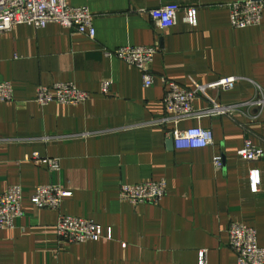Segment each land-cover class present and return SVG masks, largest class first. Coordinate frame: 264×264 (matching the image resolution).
Masks as SVG:
<instances>
[{
    "label": "crops",
    "instance_id": "crops-1",
    "mask_svg": "<svg viewBox=\"0 0 264 264\" xmlns=\"http://www.w3.org/2000/svg\"><path fill=\"white\" fill-rule=\"evenodd\" d=\"M66 1L92 13L93 38L56 22L0 33V82L13 88L12 100L0 103V191L19 186L24 212L0 230V264H198L200 251L206 264H236L227 233L234 221L252 226L264 245V157L248 162L236 152L249 137L264 152V107L207 114L208 102L197 97L193 114L177 125L211 130L213 144L197 149H175L157 123L164 114L161 75L188 88L234 76L229 91L208 90L225 106L248 101L257 87L264 93V13L260 25L234 29L227 5L236 0ZM171 3L195 6L196 24L179 10L175 25L158 28L146 11ZM125 45L158 50L149 65L151 86L137 68L102 55ZM56 82L75 83L90 99L38 105V84ZM34 152L59 159L58 171L30 160ZM215 156L222 157L220 167ZM251 169L259 171L256 190ZM146 180L166 182L158 205L119 198L121 183ZM47 184L70 192L59 210L29 201ZM59 212L95 221L111 237L59 242Z\"/></svg>",
    "mask_w": 264,
    "mask_h": 264
},
{
    "label": "built area",
    "instance_id": "built-area-1",
    "mask_svg": "<svg viewBox=\"0 0 264 264\" xmlns=\"http://www.w3.org/2000/svg\"><path fill=\"white\" fill-rule=\"evenodd\" d=\"M229 13V24L234 29H245L246 27L258 26L263 19L264 0H236L227 5ZM179 10H183L184 21L189 25L197 22L196 7H184L178 4H166L158 8L148 9L146 13L158 28L166 29L176 23V16ZM58 23L74 34H82L89 38L95 36L92 13L85 6H70L66 0H0V33L9 31L12 27L20 24H30L35 29L43 28L48 23ZM102 55L115 57L137 68L141 73L142 84L151 86L153 74L149 67L155 54L158 52L155 47L125 45L115 49H102ZM236 77L216 79L213 82L202 85L194 83L191 88L170 80L164 75L160 76L164 84L162 102L164 114L157 121L165 127V136L173 140L175 149L180 148H202L213 144L214 136L208 128L199 125L178 129L179 120L193 114L192 103L197 97L208 102V107L203 111L207 114H230L232 111L241 108H257L259 111L264 107V93L256 88L255 93L248 98V101L231 104L228 106L218 104L209 96L208 90L217 88L229 91L236 81ZM101 93L107 95L109 82L101 85ZM34 101L38 105L58 103L64 105H78L90 99V94L77 87L71 82H56L50 85L38 84L36 87ZM13 98V88L9 81L0 82V103L10 101ZM172 124V127H167ZM237 156L244 161H254L264 157L260 145L254 143L251 137L245 138L243 144L237 149ZM34 163H45L52 171H58L60 161L57 158L39 156L34 152L30 156ZM214 166L222 165V157L215 156ZM258 169H251L249 174L250 187L257 189L259 183ZM165 180H146L136 184L119 185V198L122 201L132 204H153L158 205L166 192ZM70 195L69 191L58 185L47 184L35 188L34 193L29 196L31 204L38 208L59 210L63 197ZM22 193L17 185H10L4 191H0V230L12 228L14 220L23 215L21 208ZM56 235L58 241L69 243L95 241L100 238H110L111 231L104 228L90 219L74 217L59 212L56 221ZM228 244L236 257V264H264V245L258 243L256 230L251 226L240 222H232L228 229ZM204 251L198 255V264H206L203 256Z\"/></svg>",
    "mask_w": 264,
    "mask_h": 264
},
{
    "label": "water",
    "instance_id": "water-1",
    "mask_svg": "<svg viewBox=\"0 0 264 264\" xmlns=\"http://www.w3.org/2000/svg\"><path fill=\"white\" fill-rule=\"evenodd\" d=\"M169 144H173L172 138L169 139Z\"/></svg>",
    "mask_w": 264,
    "mask_h": 264
}]
</instances>
